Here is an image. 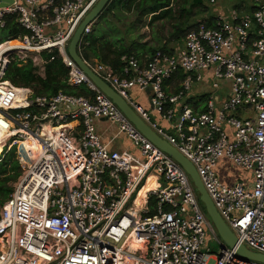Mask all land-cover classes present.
I'll use <instances>...</instances> for the list:
<instances>
[{
  "label": "built area",
  "instance_id": "1",
  "mask_svg": "<svg viewBox=\"0 0 264 264\" xmlns=\"http://www.w3.org/2000/svg\"><path fill=\"white\" fill-rule=\"evenodd\" d=\"M98 1L0 0V32L15 17L28 33L0 41L1 156L16 148L23 167L0 210V264H259L223 243L187 172L70 58V42ZM241 1L171 54L157 52L146 65L122 58V75L85 62L195 167L239 244L264 255V0ZM44 52H57L68 84L94 96L35 97L6 79L7 66L30 62L44 77ZM177 73L181 90L169 95L164 82ZM201 86L205 110L196 112L187 100ZM134 91L148 95L149 109ZM100 120L117 129L109 142L97 132ZM120 138L129 148H112ZM223 160L248 178L223 183Z\"/></svg>",
  "mask_w": 264,
  "mask_h": 264
},
{
  "label": "trees",
  "instance_id": "2",
  "mask_svg": "<svg viewBox=\"0 0 264 264\" xmlns=\"http://www.w3.org/2000/svg\"><path fill=\"white\" fill-rule=\"evenodd\" d=\"M202 1V3H194V0H112L100 17H105L110 14L114 16L115 10L125 15H137L140 18L148 16L149 14L159 13L151 20V23L155 24L162 19H174L175 9L172 5L175 4L180 7L178 12L179 19L186 18L190 20L193 16L205 15L208 13V8L204 7V0ZM210 1L211 0H209V2ZM187 6L190 8L187 9ZM235 8L240 10L243 8V5L241 4ZM194 9H199V11L194 13ZM114 18H119V16H114ZM202 23L210 28L217 27L216 18L211 16L197 25L188 27L186 30L175 29L172 38L175 40H179L180 38L185 39L190 31L198 29ZM94 32L93 27L92 32L82 40L79 46L81 56L88 63L94 64L93 62H97L98 64L108 66L120 75L123 74L125 64L122 58L124 57H134L143 65L140 61V57H138L139 53L143 50L147 51V53L149 52L150 55L146 64L157 52L171 54L173 51L172 49L166 48V46L152 48L149 44L140 45L139 43H135L125 45V43L119 39V36L112 37V35L105 32L101 37H97ZM1 33L8 36L7 39L28 34L18 27L15 17L9 18L7 27L1 31ZM0 41L3 40L0 38ZM42 58L45 62L44 77L36 73L37 68L30 62L21 67L15 63L10 64L7 69L6 79L16 87L32 89L35 97H52L59 93L87 99L94 96V93L85 86L71 87L68 84L70 70L65 66L62 58L57 52H44L42 53ZM183 79V75L177 73L166 80L164 82L165 92L169 95L177 94L181 90V82ZM206 96L207 95L204 94L200 102L196 103L194 100L191 102L192 105L195 106L194 108L197 112H204ZM22 173L23 167L18 159L16 150L0 157V210L14 191V186H12V184L18 181Z\"/></svg>",
  "mask_w": 264,
  "mask_h": 264
},
{
  "label": "water",
  "instance_id": "3",
  "mask_svg": "<svg viewBox=\"0 0 264 264\" xmlns=\"http://www.w3.org/2000/svg\"><path fill=\"white\" fill-rule=\"evenodd\" d=\"M112 0H99L96 6L89 12L81 25L78 27L75 35L73 36L68 53L70 58L83 70V72L92 80V82L103 92L113 103L119 108V110L125 115V117L141 132L148 140H150L160 150L168 154L189 175L195 190L199 195V200L202 203L209 220L214 227L217 235L223 241V243L229 248L236 249V253L241 258L264 264V255L255 253L248 250L245 246L240 245L235 234L231 231L229 226L222 219L217 209L215 208L212 200L207 194L201 179L195 169V167L184 158L176 149L170 146L166 141L161 139L124 101L108 84L102 81L86 64L85 60L79 52V46L84 38L85 29L90 26H94L104 12L106 7ZM202 3V0H194V3ZM8 68V66H7Z\"/></svg>",
  "mask_w": 264,
  "mask_h": 264
},
{
  "label": "crops",
  "instance_id": "4",
  "mask_svg": "<svg viewBox=\"0 0 264 264\" xmlns=\"http://www.w3.org/2000/svg\"><path fill=\"white\" fill-rule=\"evenodd\" d=\"M174 6L173 8L174 10V19L171 20H161V21H157V22H163V24H169V29L166 30V34H161V35H156L155 30L150 33V35L144 39V40H140V41H136V43H139L140 45L143 44H151L150 47H160V46H166V48L168 49H175L176 47L180 46L183 41L184 38H180L179 40H175L172 38V35L175 31V29H183L186 30L188 27H191L192 25H197L198 23H201L202 21H204L205 19H208L209 17H211L212 15L209 14V11L207 14L205 15H198V16H193L190 20H187L186 18L184 19H179V10L180 7L178 5H172ZM190 7L187 6V9H189ZM197 11H199V9H194V13H196ZM159 13H154V14H149L148 17H150V19L152 20V18L155 15H158ZM213 17V16H212ZM99 20V19H98ZM168 22V23H166ZM94 27V26H93ZM160 33L163 32V30H157ZM149 52L147 53V51H141L138 55V57H140V61L142 62L143 65L146 64L147 59L149 58ZM94 65L97 64V62H93ZM177 79V78H175ZM205 92V86H201V87H196L193 92L190 93L189 97H188V104L192 107V109L194 111L195 110V106L192 105V101L194 100L196 103L200 102L201 98L204 96ZM133 95L135 97H137L139 99V101L141 102L142 105L145 106L146 109H149V101H148V95L147 94H140L137 91L133 92ZM206 99V98H205ZM197 112V111H196ZM154 119H156V117H154ZM96 127H97V132L98 134L104 139L105 142H109L113 136L116 134V127L110 126V124L106 121V120H100L96 123ZM113 149H123V148H129L128 143L126 142L125 138H120L119 141H117L114 145H112ZM218 175L221 179V181L227 185H232L235 182L248 178V175L246 173H243L240 169L236 168L235 166H233L230 162L223 160L220 162V165L218 166Z\"/></svg>",
  "mask_w": 264,
  "mask_h": 264
},
{
  "label": "rangeland",
  "instance_id": "5",
  "mask_svg": "<svg viewBox=\"0 0 264 264\" xmlns=\"http://www.w3.org/2000/svg\"><path fill=\"white\" fill-rule=\"evenodd\" d=\"M215 4H211L209 0H204V7L208 8L209 14L213 17H217L220 13L228 14L231 10L236 9L241 5V0H215ZM246 6L250 5V1L246 0ZM119 16V18H114ZM114 16L106 15L100 17L94 25V33L97 37H101L105 32L112 37L119 36V39L125 43V45L135 44L136 41L146 39L150 33L155 30L156 35L166 34V30L169 29V24H163V22L151 23V19L148 16L138 17L137 15H125L115 10ZM168 23V22H166ZM130 30V31H129ZM157 30H163L160 33ZM1 33V32H0ZM8 36L1 33L0 38L5 41ZM151 45V44H150ZM32 90V89H31ZM136 101L141 103L137 97L131 95ZM144 106V105H143ZM145 107V106H144ZM16 149V148H15ZM14 149V150H15ZM2 153V146L0 145V156ZM17 183V182H16ZM14 182L12 186H15ZM208 239H212V234L208 233ZM210 251L213 254L219 253V244L215 241H210Z\"/></svg>",
  "mask_w": 264,
  "mask_h": 264
},
{
  "label": "bare ground",
  "instance_id": "6",
  "mask_svg": "<svg viewBox=\"0 0 264 264\" xmlns=\"http://www.w3.org/2000/svg\"><path fill=\"white\" fill-rule=\"evenodd\" d=\"M0 139H2V135L0 134ZM2 150H3V148H2ZM1 157V156H0ZM151 187H152V183H151V181L148 183V185L145 187V189L142 191V193H141V196H143L144 194H145V192L146 191H148L149 189H151Z\"/></svg>",
  "mask_w": 264,
  "mask_h": 264
}]
</instances>
